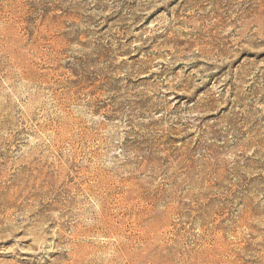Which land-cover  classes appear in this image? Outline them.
Instances as JSON below:
<instances>
[{
	"label": "rangeland",
	"instance_id": "obj_1",
	"mask_svg": "<svg viewBox=\"0 0 264 264\" xmlns=\"http://www.w3.org/2000/svg\"><path fill=\"white\" fill-rule=\"evenodd\" d=\"M0 264H264V0H0Z\"/></svg>",
	"mask_w": 264,
	"mask_h": 264
}]
</instances>
